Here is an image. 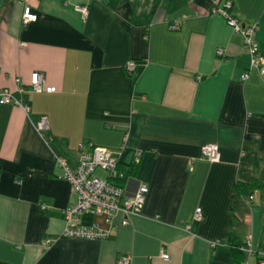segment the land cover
Instances as JSON below:
<instances>
[{"label": "crops", "instance_id": "1", "mask_svg": "<svg viewBox=\"0 0 264 264\" xmlns=\"http://www.w3.org/2000/svg\"><path fill=\"white\" fill-rule=\"evenodd\" d=\"M230 1L242 23L257 24L264 54V0ZM25 6L35 21L23 23ZM212 7L0 0V91L29 106L0 102V264H238L234 245L248 239L249 263L264 257L261 192L248 207L236 196L237 182L264 181V73ZM34 72L56 91H31ZM88 142L116 153L123 188L149 190L142 212L127 225L118 216L109 236L66 237L62 210L77 196L59 159L74 169ZM209 143L219 160L201 154Z\"/></svg>", "mask_w": 264, "mask_h": 264}, {"label": "built area", "instance_id": "2", "mask_svg": "<svg viewBox=\"0 0 264 264\" xmlns=\"http://www.w3.org/2000/svg\"><path fill=\"white\" fill-rule=\"evenodd\" d=\"M232 2L230 0H213L211 11L222 15L227 23L237 32L242 33L245 47L251 56L252 66L264 73V54L261 52L255 37L257 29L256 23H242L231 11ZM82 13H87V6L77 7ZM38 15L30 6H25L23 11V23L35 21ZM175 27V26H174ZM218 54H223V49L217 50ZM128 71L135 69V63L130 60L126 63ZM247 76L243 74V78ZM30 90L35 92H54L56 87L47 85L45 76L41 72H34L31 76ZM1 103H15L23 106L26 110L29 106L23 100L13 96L8 88L0 91ZM36 128L39 132L49 129V119L47 115H41L37 121ZM90 150H81L78 164L74 169H70L64 159H59L64 167V177L67 178L73 191L76 193V200L62 210L65 219V229L63 236L71 238H105L117 226V217H120L121 225L129 224V216L142 212L149 187L147 183L138 181L132 190L123 188L116 181L123 176L118 167V156L116 153L102 145L88 142ZM201 154L209 160H219L220 150L216 143H209L202 147ZM102 170L107 173L106 177L99 176L96 172ZM196 220L203 218L200 208L197 209ZM189 228V227H188ZM48 241H46L47 243ZM216 244V243H215ZM242 249L253 253L254 248L251 240H247ZM164 259H169L170 255L162 253ZM123 264H131L129 256L123 257ZM245 264H248L246 262ZM258 264H264L260 260Z\"/></svg>", "mask_w": 264, "mask_h": 264}, {"label": "trees", "instance_id": "3", "mask_svg": "<svg viewBox=\"0 0 264 264\" xmlns=\"http://www.w3.org/2000/svg\"><path fill=\"white\" fill-rule=\"evenodd\" d=\"M255 190H260L261 197L263 198V202H264V181H261V180L255 178L249 184L237 182V184H236V194L237 195L236 196H237L238 204L240 206H245V207L250 206L254 200L253 198H254ZM245 243H246V241L243 242L242 244L237 243L236 245H234L235 261L238 264H245L246 262H248V264H250L248 261V258H247L248 257L247 255H249V252L244 251L242 249V247ZM260 260H264V257L259 258L255 264H258V262Z\"/></svg>", "mask_w": 264, "mask_h": 264}, {"label": "rangeland", "instance_id": "4", "mask_svg": "<svg viewBox=\"0 0 264 264\" xmlns=\"http://www.w3.org/2000/svg\"><path fill=\"white\" fill-rule=\"evenodd\" d=\"M97 173L100 174V175H102V176L105 174V172H102V170H98Z\"/></svg>", "mask_w": 264, "mask_h": 264}, {"label": "bare ground", "instance_id": "5", "mask_svg": "<svg viewBox=\"0 0 264 264\" xmlns=\"http://www.w3.org/2000/svg\"><path fill=\"white\" fill-rule=\"evenodd\" d=\"M135 184H138V181H135Z\"/></svg>", "mask_w": 264, "mask_h": 264}]
</instances>
